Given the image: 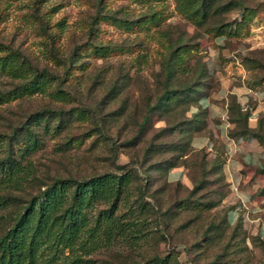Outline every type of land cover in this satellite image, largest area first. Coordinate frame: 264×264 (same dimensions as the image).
<instances>
[{
    "label": "rangeland",
    "instance_id": "obj_1",
    "mask_svg": "<svg viewBox=\"0 0 264 264\" xmlns=\"http://www.w3.org/2000/svg\"><path fill=\"white\" fill-rule=\"evenodd\" d=\"M178 1L0 0L3 43L21 51L35 65L58 73L64 64L52 57L49 46L59 54L72 53L61 83L70 93L64 96L53 93V83L9 98L3 92L21 78L0 71L1 133L7 134L33 110L73 108L63 112L59 129H54L55 117L48 120V129L43 121L34 124L40 144L25 156L31 162V173L21 188L11 192L23 199L53 176L83 177L118 170L117 164H129L130 158L137 160L135 166L142 174H148L129 183L125 199L118 204L116 212L121 213V219L130 220L122 231L113 232L109 239L98 231L94 243L86 240L83 247H64L57 252L58 262L77 254L83 258L78 264H137L154 256L165 257V264H264V237L259 235L257 223L244 215L237 225L223 220L229 205L224 198L228 186L224 179L215 178L219 170L209 171L208 180L191 190V177L199 172V151L190 145L182 153L171 146L183 140L181 126H174L189 117L190 110L182 116L183 106L174 103L167 112L151 111L139 129L147 104L160 90L158 80L168 43L184 45L187 64L185 71L175 72L174 83L199 80V84H208L212 93L219 79L244 82L252 87L248 92L261 100L252 97L250 103L264 106V0H241L254 11L236 31L239 5L221 9L227 0H213L206 17L196 21L178 9ZM136 20L143 23L137 25ZM220 22L226 24L227 31L216 32ZM201 65L206 71L199 75ZM5 96L8 99L2 100ZM96 105L102 117L101 132L89 110ZM78 107L88 111L82 113L75 109ZM111 139L117 145L115 158ZM178 152L182 156L177 160H185V166L178 165L186 171L187 183L168 180L161 168L164 159ZM213 156L215 153L208 154L207 162ZM243 173L257 191L264 185V174L254 167L243 168ZM142 181L147 190L142 197L145 208L138 205L137 186ZM213 200L216 204H204ZM102 206L104 203H96L88 214Z\"/></svg>",
    "mask_w": 264,
    "mask_h": 264
},
{
    "label": "trees",
    "instance_id": "obj_2",
    "mask_svg": "<svg viewBox=\"0 0 264 264\" xmlns=\"http://www.w3.org/2000/svg\"><path fill=\"white\" fill-rule=\"evenodd\" d=\"M212 1L179 0L177 6L187 17L200 21L206 17L207 9ZM233 3L235 6L241 7L240 18L234 24V31H236L247 21L254 9L242 4L241 0H227L220 7L224 9ZM149 17L151 18L152 15ZM111 18L118 19L112 15ZM135 23L142 24L143 20H136ZM225 26V23L220 22L216 27V32L227 31ZM166 46L167 54L162 62V76L158 80L160 90L153 101L147 104L146 113L139 123V129L143 128L149 112L154 110L167 112L171 110L174 103H180L183 106L181 115H185L187 110H190V114L189 117L185 116L175 126L173 125L174 128L181 126V131L185 135L183 140L172 142L171 146L172 149L185 153L191 145V138L195 133L204 132L212 138V132L207 128V108L199 104L200 98L210 93V88L208 84H199V80L174 83L175 72H178V69L185 71L187 67L182 54L184 45L177 44L172 47L168 43ZM105 47L106 45L102 46V48ZM48 51L58 63L64 64L61 73L45 66L35 65L21 51L0 40V71L21 78L19 83L3 93L7 94L9 98L16 97L53 83H56L53 90L55 95L64 96L70 93L69 87L61 86V83L72 63V53L59 54L57 49L51 45ZM197 69L199 75L206 71L204 65ZM7 96L1 99L6 100ZM75 109L82 113L88 111L86 107ZM228 109L229 117L234 121L228 134L234 137L238 135L253 136L257 138L264 150L263 114H259L256 124L250 126L247 122L248 107L242 106L236 100L235 95L231 93L228 94ZM69 110L62 107L45 106L26 114L7 134L0 132V264H78L83 258L77 254L68 261L58 262L56 257L58 250H62L64 247L71 248L74 245L83 247L86 240L94 243L98 231L103 232L109 239L113 237V232L122 231L125 228L124 223L130 222L129 219L122 220L121 213L116 212L118 204L125 199L129 183L136 178L141 180L143 176L148 177V174H142L135 166L137 160L134 158H130L131 163L129 164H117L118 170L107 169L83 177L53 176L50 181L43 183L42 187L23 199L11 192L12 188H21L23 181L31 173V162L25 156L40 144L34 124L43 121L44 128L48 129V120L55 117L57 120L54 129H59L63 112ZM89 110L93 119L96 118V127L101 132L102 117L97 113L99 107L96 105ZM185 123L187 126L184 128ZM160 129L162 130L163 127ZM110 148L112 157L115 158L117 145L112 139ZM149 149H151L150 144L146 150L149 151ZM197 150L199 151L197 161L199 172L197 176L191 177V190L201 187L208 180L207 175L211 170L218 169L219 176L215 178L224 179L222 172L223 151L218 148L215 156L207 162L208 151L203 147L197 148ZM179 152L163 160L161 168L164 169L165 177L167 171L173 166L178 164L185 166L184 159L180 162L177 160L178 155L182 156V153ZM22 158L26 160L22 161ZM254 170L264 174V158L260 164L254 167ZM174 182L181 181L177 179ZM224 182L226 183L225 180ZM137 188L138 205L145 208L144 201L146 200L142 198L147 192L145 182H140ZM258 192L264 196V185L258 188ZM223 195L224 193H221V196ZM99 202L104 203V206L99 207L95 213L88 214L90 209ZM204 204L214 205L216 202L213 200ZM11 205L15 206L9 208ZM227 208L228 206L224 209L223 220L230 223L225 217ZM239 220L240 218L234 221L235 225L239 223ZM133 222L134 220H132ZM137 264H165V257L154 256Z\"/></svg>",
    "mask_w": 264,
    "mask_h": 264
},
{
    "label": "crops",
    "instance_id": "obj_3",
    "mask_svg": "<svg viewBox=\"0 0 264 264\" xmlns=\"http://www.w3.org/2000/svg\"><path fill=\"white\" fill-rule=\"evenodd\" d=\"M248 88L250 85L231 82L229 79H219L218 87L212 93L200 98L199 104L207 108V127L212 132L210 138L204 132L195 133L191 138L193 148H205L208 154L216 153L220 148L224 154L222 172L227 183V191L224 196L229 202L225 211V217L233 223L240 216L252 219L257 223L258 233L264 237V196L259 194L253 182L249 181L243 173L245 167H255L264 158L263 146L253 136L238 135L236 137L228 134L229 128L233 127L234 121L229 117L228 94H234L236 100L249 109L247 122L250 126L256 124L257 116L263 114L262 103H250V98H255ZM262 93V90H257ZM259 99V97L255 98ZM195 109V107H193ZM168 180H180L187 183L188 175L181 165L170 168L166 173Z\"/></svg>",
    "mask_w": 264,
    "mask_h": 264
},
{
    "label": "built area",
    "instance_id": "obj_4",
    "mask_svg": "<svg viewBox=\"0 0 264 264\" xmlns=\"http://www.w3.org/2000/svg\"><path fill=\"white\" fill-rule=\"evenodd\" d=\"M255 92H256V90H255Z\"/></svg>",
    "mask_w": 264,
    "mask_h": 264
}]
</instances>
